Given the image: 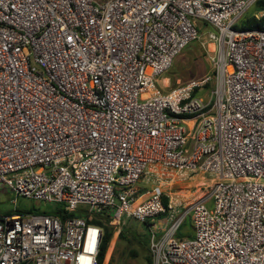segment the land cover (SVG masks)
I'll list each match as a JSON object with an SVG mask.
<instances>
[{
	"label": "built area",
	"instance_id": "1",
	"mask_svg": "<svg viewBox=\"0 0 264 264\" xmlns=\"http://www.w3.org/2000/svg\"><path fill=\"white\" fill-rule=\"evenodd\" d=\"M258 2L0 0V194L84 211L0 210V264H98L104 211L148 223L152 264H264V31L236 28ZM202 30L207 95L159 92ZM204 175L188 203L161 183Z\"/></svg>",
	"mask_w": 264,
	"mask_h": 264
},
{
	"label": "rangeland",
	"instance_id": "2",
	"mask_svg": "<svg viewBox=\"0 0 264 264\" xmlns=\"http://www.w3.org/2000/svg\"><path fill=\"white\" fill-rule=\"evenodd\" d=\"M250 13L251 10H249L246 15ZM209 29L207 28V30ZM209 49H212L211 45ZM209 55L210 52H208L205 30H202L199 39L188 45L175 58L172 66L159 78L158 91L165 92L175 88L179 84L200 83L201 81L207 80L203 88H199V93L197 90V94L206 96L207 91L210 89V86H212V79H207V77H211V65L208 59ZM161 183L164 185V190L172 195L174 202L185 201V203H188L199 196L198 192L202 190L203 185H209L211 182L210 177L204 175L202 177L197 176L186 180L178 179L173 182L162 179ZM150 189V186H142V191L148 192ZM12 201H15V203L13 204ZM55 206L56 205H50L40 201L16 197L11 192L0 194V210L4 213H12L15 211L44 213ZM178 211L181 210L178 209ZM81 212H84L83 209ZM124 225L134 229L139 235L148 233L149 236L148 228H146L143 223L134 219H127ZM120 230L121 227L117 226L102 264H140L141 259L133 258L130 255V250L135 246L119 239ZM190 232L191 221L190 218L187 217L178 234L181 237H185L190 234Z\"/></svg>",
	"mask_w": 264,
	"mask_h": 264
},
{
	"label": "trees",
	"instance_id": "3",
	"mask_svg": "<svg viewBox=\"0 0 264 264\" xmlns=\"http://www.w3.org/2000/svg\"><path fill=\"white\" fill-rule=\"evenodd\" d=\"M264 9V2H258L251 8V13L249 15H245L242 21L238 26L237 29L241 30H261L264 31V17L260 19H255L253 17V13L259 10ZM203 26H206L205 24ZM164 202L166 199L164 198ZM20 212V211H16ZM29 212V211H28ZM30 213H33L30 211ZM43 214L52 215L58 217L60 220L64 221L69 218H78L82 217L83 213L81 210H78L73 213H68L63 211V209L56 205L51 210L45 211ZM86 217V216H84ZM110 213L108 211H104L102 214L93 217L88 223L98 225L103 230V237L99 247V254L97 257L98 264H102L104 260L105 253L108 249L109 243L113 237L115 232V228L112 227L110 223ZM125 224V223H124ZM121 225V230L119 232V239L128 242L129 244H133L135 247L130 250V255L133 258L141 259L140 264H152V257L149 249V236L148 233L144 234H137V232L132 229L128 228L126 225ZM146 228L148 223H143Z\"/></svg>",
	"mask_w": 264,
	"mask_h": 264
}]
</instances>
